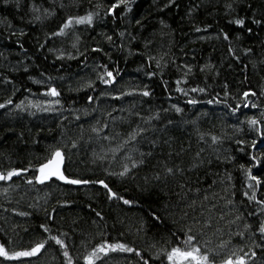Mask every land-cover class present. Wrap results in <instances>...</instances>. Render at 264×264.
I'll list each match as a JSON object with an SVG mask.
<instances>
[{
	"label": "trees",
	"instance_id": "obj_1",
	"mask_svg": "<svg viewBox=\"0 0 264 264\" xmlns=\"http://www.w3.org/2000/svg\"><path fill=\"white\" fill-rule=\"evenodd\" d=\"M0 105V264H264V0H0Z\"/></svg>",
	"mask_w": 264,
	"mask_h": 264
},
{
	"label": "snow or ice",
	"instance_id": "obj_2",
	"mask_svg": "<svg viewBox=\"0 0 264 264\" xmlns=\"http://www.w3.org/2000/svg\"><path fill=\"white\" fill-rule=\"evenodd\" d=\"M121 3L126 2V0H120ZM119 7V4H114L113 9ZM92 22V14H88L85 17H80L75 20V23L82 24V23H91ZM73 21L69 19V21L65 24V28L69 27ZM235 24L239 26H243L244 20L243 19H238L234 21ZM251 31V30H249ZM225 38L227 36L225 35ZM109 77H112V73L109 72L107 73ZM105 83H112V80H106ZM195 91V89H193ZM203 91V89H201ZM50 95L52 96H57L59 93L53 88L49 92ZM143 95L147 96L149 95L148 92H144ZM245 97L249 95V93L244 94ZM252 95H255V93H252ZM11 101H9L10 103ZM0 107H4V105H0ZM255 107V105H253ZM251 124L255 125L258 123L256 120L250 121ZM215 139V138H214ZM64 162V157L61 151L57 150L54 154L53 157L45 164L41 165L39 168V176L36 178L37 182L39 183H44L45 181H48L52 179L53 177L64 181L69 184H74V185H79V184H86L88 181H81L79 179H69L67 176L64 175L62 171V165ZM128 171L127 168H125V173ZM168 172L171 173L172 169H168ZM21 173L19 171H10L7 173V175L0 173V180H10L13 176L15 175H20ZM124 173H121L123 175ZM253 179H255L253 177ZM31 183V181H29ZM101 184H103V181H100ZM259 183V181H257ZM104 187L107 188V185L104 184ZM109 191H111L109 189ZM113 196H115V193H112ZM252 199H255V196H252ZM124 203H129V201L125 200ZM47 231V229H45ZM260 231L264 233V226L261 227ZM53 239L56 241L57 244H60L62 247H66L64 245V242L56 237H53ZM195 240V237L192 235H189L187 237V240L185 243L189 245L188 250H183L179 247L173 248L171 252L167 254V259L170 262V264H210L209 261V256L208 254H201V249L200 247L197 246H192V242ZM44 248V243H38L36 246L32 247L28 251H22V252H17L12 255H9L8 251L4 248L3 245H0V256H3L7 259H18L20 257H31V256H36L37 254L40 253L41 249ZM111 251H124V252H133L134 250L132 248H128L125 245L118 244V245H101L98 248H96L92 253L88 254L84 259L86 260V264H94V258L99 259V253H105ZM139 254V253H137ZM64 255L66 257H69V253L67 251L64 252ZM255 255V253H253ZM68 264H72L71 257H69ZM147 264V262H145ZM224 264H246L245 260L243 257H239L236 260H233L232 258L227 259Z\"/></svg>",
	"mask_w": 264,
	"mask_h": 264
},
{
	"label": "water",
	"instance_id": "obj_3",
	"mask_svg": "<svg viewBox=\"0 0 264 264\" xmlns=\"http://www.w3.org/2000/svg\"><path fill=\"white\" fill-rule=\"evenodd\" d=\"M57 150L61 151L62 154H63L62 149L57 148V149H55L54 152L51 154L50 158H48V159L45 160L43 163H41V165L47 163V162L53 157V154H54ZM63 157H64V154H63ZM41 165H40V166H41ZM63 165H64V162H63ZM63 165H62V171H63ZM40 166H39V168H40ZM39 168H38V176H39ZM16 171H19L20 173H23V172L27 171V169H21V168H19V169H17ZM63 173H64V172H63ZM64 175H65V174H64ZM15 176H16V175H15ZM65 176H66V175H65ZM67 177H68L69 179H75V178H72V177H69V176H67ZM81 181H85V180H81ZM228 259H229V258H228Z\"/></svg>",
	"mask_w": 264,
	"mask_h": 264
}]
</instances>
